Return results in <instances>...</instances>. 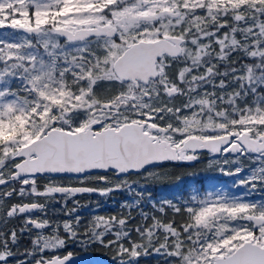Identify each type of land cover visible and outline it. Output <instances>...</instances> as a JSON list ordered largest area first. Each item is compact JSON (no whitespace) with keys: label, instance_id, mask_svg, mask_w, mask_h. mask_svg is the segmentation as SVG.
Returning a JSON list of instances; mask_svg holds the SVG:
<instances>
[{"label":"snow or ice","instance_id":"6c2138e0","mask_svg":"<svg viewBox=\"0 0 264 264\" xmlns=\"http://www.w3.org/2000/svg\"><path fill=\"white\" fill-rule=\"evenodd\" d=\"M0 30V264H264V0H0ZM197 163L237 179L146 190Z\"/></svg>","mask_w":264,"mask_h":264},{"label":"trees","instance_id":"16d2710c","mask_svg":"<svg viewBox=\"0 0 264 264\" xmlns=\"http://www.w3.org/2000/svg\"><path fill=\"white\" fill-rule=\"evenodd\" d=\"M2 31H10V30H2ZM196 166V165H195ZM192 167L190 166H179L176 168V170L174 171V176L173 178H175V173H187L188 171L191 170ZM186 178L185 175H183L184 179ZM185 188V187H184ZM182 196L185 197V199L188 197L187 192L184 190ZM99 199V200H98ZM77 200L80 201L82 207H80L79 211L76 213V215H79L81 217H83V221L82 222H87L88 220L91 219L92 215H105V216H109V215H118L121 211L120 209V204L121 202L127 201V202H131L132 201V197L129 196L127 199L124 196V194L118 193V192H114L112 193L109 197L105 198V197H97L95 195H90L88 197H79ZM72 201V200H71ZM93 201H98L99 203V208H97V204H91L90 202ZM68 207L71 208L73 207L72 202H68ZM141 207L144 208L145 211L147 212H151L152 208L151 206H148L147 203L142 204ZM61 207H59L60 209ZM92 211H95V213H93ZM133 215H136V220H132L130 221V224L135 225L137 223V221L139 220V216L137 215V210L133 209ZM157 216H159V213H156ZM172 216L171 212L168 213V217H165L166 219H170ZM66 219H71V217L65 216L63 215L62 212H60L54 220H66ZM179 217H177V220L179 221ZM150 223V221H149ZM18 224V223H17ZM48 230L45 229V232H47ZM135 235V234H134ZM24 245L27 246L28 245V241L25 240L24 241ZM68 250H71L74 252L75 255H83L85 252H82L79 248H76L74 246H70ZM85 254H89V255H94V256H101L104 258H107L110 260V264H115V261L112 259L111 257V252L110 251H106L103 248H95L93 250H90L89 252L85 253ZM156 261V257L154 256H150L149 258H144L141 257L140 258V264H155Z\"/></svg>","mask_w":264,"mask_h":264},{"label":"rangeland","instance_id":"374dc122","mask_svg":"<svg viewBox=\"0 0 264 264\" xmlns=\"http://www.w3.org/2000/svg\"><path fill=\"white\" fill-rule=\"evenodd\" d=\"M0 31H2V30H0ZM10 31H12V30H10ZM244 163H245V171H247L249 167H255L256 166L255 164H253L249 161H244ZM176 168L177 167H172V166L163 167L162 174L165 176V179H163L162 181H160L158 183L150 184L148 186V188L146 190L148 192H151L153 199H159L161 196H167L168 198H175L177 196V194L182 196L184 190L187 192V195L189 196L190 192L188 189H189V186L192 184H196L203 191L209 184V181L206 179V177L208 175H214L216 177V180L214 182L217 185H221V186H225V187L229 186L233 180L237 179V177H235V176H223V175H220L219 173H211L206 169L205 164L197 163L196 166L192 167L190 171L200 172L201 175L199 177L193 178V177L185 174L186 178L181 179L179 181V183H177L175 178H173L174 171L176 170ZM244 174H245L244 172L240 173L241 176H243ZM231 190L235 191V192L241 191V189H239V188L231 189ZM118 193H121V192H118ZM122 193L124 194L126 199L129 197V195L127 193H124V192H122ZM69 200H72V199H69ZM90 203L96 205L98 203V201L97 202L93 201ZM147 205L151 206L149 204H147ZM59 207H61V204H59V203H52V204L48 205V216H49V218H52V220H53L54 217H56L60 213L59 212V213L53 214V211H52L53 209H59ZM92 212L95 213V211H92ZM87 255H89V254H87ZM149 257H144V258H149ZM146 264H147V262H146Z\"/></svg>","mask_w":264,"mask_h":264},{"label":"water","instance_id":"95a60500","mask_svg":"<svg viewBox=\"0 0 264 264\" xmlns=\"http://www.w3.org/2000/svg\"><path fill=\"white\" fill-rule=\"evenodd\" d=\"M34 213H38V212H34ZM75 256L80 258L78 260V264H110V262L107 259L99 256H88V255H79V256L75 255Z\"/></svg>","mask_w":264,"mask_h":264},{"label":"flooded vegetation","instance_id":"af4514ba","mask_svg":"<svg viewBox=\"0 0 264 264\" xmlns=\"http://www.w3.org/2000/svg\"><path fill=\"white\" fill-rule=\"evenodd\" d=\"M183 166H188V165H183ZM163 167H165V166H163ZM92 195H95V196H99V195H97V194H92ZM88 196H90V195H88V194H85V195H82V196H79V195H77L76 197H73L72 198V200L74 199V200H77L79 197H88ZM99 197H102V196H99ZM21 200H23V202H28V200H24L23 198H20ZM16 202H20V201H16ZM41 202H43L42 200H41ZM68 202H72L71 200H69ZM29 215H32V216H35V217H41L42 216V214L41 213H36V214H29ZM20 219H23V217H21ZM50 219H52V218H50ZM54 219H55V217H54ZM53 219V220H54ZM16 223H19V221H16Z\"/></svg>","mask_w":264,"mask_h":264}]
</instances>
